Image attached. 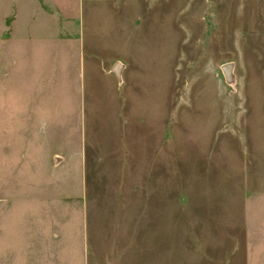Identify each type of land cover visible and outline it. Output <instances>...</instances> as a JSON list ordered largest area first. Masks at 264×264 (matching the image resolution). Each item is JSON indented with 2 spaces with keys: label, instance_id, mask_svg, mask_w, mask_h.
Returning a JSON list of instances; mask_svg holds the SVG:
<instances>
[{
  "label": "rangeland",
  "instance_id": "rangeland-1",
  "mask_svg": "<svg viewBox=\"0 0 264 264\" xmlns=\"http://www.w3.org/2000/svg\"><path fill=\"white\" fill-rule=\"evenodd\" d=\"M0 264H264V0H0Z\"/></svg>",
  "mask_w": 264,
  "mask_h": 264
},
{
  "label": "water",
  "instance_id": "water-1",
  "mask_svg": "<svg viewBox=\"0 0 264 264\" xmlns=\"http://www.w3.org/2000/svg\"><path fill=\"white\" fill-rule=\"evenodd\" d=\"M230 63H226L224 66H223V69H224V72L226 75H229V69H230Z\"/></svg>",
  "mask_w": 264,
  "mask_h": 264
}]
</instances>
